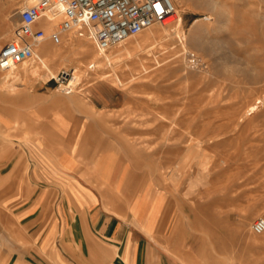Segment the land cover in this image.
I'll return each instance as SVG.
<instances>
[{"label": "rangeland", "instance_id": "374dc122", "mask_svg": "<svg viewBox=\"0 0 264 264\" xmlns=\"http://www.w3.org/2000/svg\"><path fill=\"white\" fill-rule=\"evenodd\" d=\"M33 1L0 0V46L14 34L18 9ZM173 2L180 22L172 28L181 38L171 33L154 43L146 30L131 37L144 38L143 48L130 47L127 57L120 52L124 42L112 45L107 51L120 54L112 65L97 64L95 70L86 66L89 56H80V71L88 76L74 75L82 80L71 94L40 75L0 85V114L8 118L0 116V170L14 148L22 149L23 135L30 146L28 133L48 132L43 118L49 110L40 109L35 119L28 109L29 101L38 100L32 94L45 93L41 101L54 102L72 123L67 145L77 139L63 152L62 164L74 162L76 148L83 157L78 161L90 171L101 170L106 180L115 171L120 175L115 183L99 186L114 202H130L129 209L137 219L145 218L147 227L163 201L160 230L173 262L264 264V233L251 229L255 218L264 216V0H215L216 7L202 0ZM195 21L202 31L196 32ZM70 32L62 36V53L80 42H92L97 51L93 39ZM48 33L43 41L54 47ZM190 52L198 57L197 66L187 65ZM73 64L50 66L58 72ZM256 97L258 108L239 120ZM190 135L202 142L193 157H185ZM199 157L206 159L204 171ZM88 158L94 159L85 162ZM30 161L25 157L23 163L26 181L34 166ZM24 191L27 197L33 189ZM8 194L15 197L16 190ZM4 197L0 194V246H12L27 227L17 221L14 204H2Z\"/></svg>", "mask_w": 264, "mask_h": 264}, {"label": "crops", "instance_id": "0c3cea01", "mask_svg": "<svg viewBox=\"0 0 264 264\" xmlns=\"http://www.w3.org/2000/svg\"><path fill=\"white\" fill-rule=\"evenodd\" d=\"M44 95L32 94L38 100L29 101L28 109L35 119L40 109L49 110L43 118L48 132L44 136L28 133L30 146L23 135L21 151L14 148L0 170L1 197L16 190V196L8 194L2 204H14L17 221L27 227L18 235L22 240L0 246V264H176L167 254V240L161 236L163 201L147 227L145 218L137 219L129 209L130 202L126 206L114 202L99 186L102 182L115 183L120 176L115 171L111 169L108 181L98 171H90L78 162L83 157L76 148L71 154L74 162L63 165V152H68L77 139L75 136L67 145L72 139V123L54 102L41 101ZM54 141L57 146L52 145ZM25 157L34 165L28 170L27 181ZM25 189L33 192L24 197Z\"/></svg>", "mask_w": 264, "mask_h": 264}, {"label": "built area", "instance_id": "2783aa9c", "mask_svg": "<svg viewBox=\"0 0 264 264\" xmlns=\"http://www.w3.org/2000/svg\"><path fill=\"white\" fill-rule=\"evenodd\" d=\"M174 11L173 0H35L18 9L14 34L0 46V70L33 55V47L46 36L44 27L39 25L42 20L54 24L48 33L53 44H60L62 36L72 30L78 36L93 39L97 48L107 49L129 35L161 24ZM187 60L193 66L200 64L194 52ZM71 76L70 68H61L51 78L60 86L66 85ZM71 89L60 91L68 94ZM251 229L254 233L264 232V216L256 217Z\"/></svg>", "mask_w": 264, "mask_h": 264}, {"label": "bare ground", "instance_id": "6f19581e", "mask_svg": "<svg viewBox=\"0 0 264 264\" xmlns=\"http://www.w3.org/2000/svg\"><path fill=\"white\" fill-rule=\"evenodd\" d=\"M202 2L205 5H209L210 7H216V4H217L215 2V0L214 1H212V0H202ZM25 4H27V3H25ZM176 12H177V10L175 8L174 13L172 15H170L168 18H166L160 24L161 26L157 30L154 29L155 28L154 27L155 24H153V25H151V26L143 29L142 31H140V32H138V33H136L134 35H129L128 37L124 38L121 42H124L125 45H124L122 51H120V52H124V53H126L127 57H130L132 55L130 53V47H141V48H143L141 46V43H142V41L145 40L144 38L143 39H140V40L139 39H136L135 41H133L131 39V37L132 36L135 37V35H137V34L138 35L139 34H142L143 32H146V30L150 31L151 32V36L153 38H155V42L154 43H161L160 42L161 39H165V37H168V36L170 37L171 33L177 34L181 38L180 32L179 31H175L172 28L174 26H179L180 16L178 14H176ZM41 22L44 23L43 27H44L45 30H47V31L50 32L52 29H54V26H53L54 24H47V21H43V20ZM196 22L197 21H195L193 23L194 29L196 30V32L202 31V28ZM3 27L6 30H8L9 29L8 23L7 22H4ZM86 37L89 38L88 36H86ZM158 37H159V39H158ZM44 39H46V36L42 40L39 41V43L36 45L37 47L35 46L36 48L33 47V55L28 59L29 60L28 63H26V61H27L26 60V61H23V62L18 63V64H13L8 69L1 70V71H3V73L0 75V85L8 86V85L16 82L18 79L20 80L22 78H26V77H30V76H36V75H38V76L40 75V76L43 77L42 79L47 80L48 78H51V77H53V76L56 75V72L53 71L51 69V66H50L52 62L57 61V62H60L61 64L62 63L63 64H66L67 62H71V63L74 62V64L71 65V67H70V68H73V70H72V76H71L69 82L66 85H60L58 87L59 89L61 88L62 90L71 87L72 89L68 93V94H71V93L74 92L73 91V88H75L77 85H79L80 82H81V80H82V78H78V76L75 77L74 75L76 73H78V72H81L82 73V77L83 76H88V72H86V71L85 72L80 71V59H79L80 56H83V55L89 56V61L86 64V66H87L88 69L95 70V67L97 66V64L100 67H103L104 64L105 65H107V64L112 65V62H114V58H116V55L120 54V52H118V50H117V52H114V51L113 52H108L107 51L108 48L107 49H99V48H97V51L94 52L93 51V46L91 44L92 42L91 43L90 42H80V43H77V44H75V45L72 46L73 48L71 49L70 53H62L61 50L59 49V45L60 44H55L54 47H47L46 46V43L43 41ZM93 43H94V41H93ZM154 43H151V45H153ZM184 49H186V48L183 46V50ZM185 60H186L187 65H191V63L188 62V60H187L186 57H185ZM260 101H261V99H259L258 97H256V99H254L253 102L249 103L247 105L245 111L238 116L239 117V120L242 119L243 117H245L247 114H251L252 112H254L258 108V104L257 103L260 102ZM262 104H264V103H262ZM185 141H186V148H185V150L187 152L186 155H185V157H188V156H192L193 157L195 155L194 152L200 147V144H201L202 141H201V139L198 136H195V135H190L188 138H186ZM202 158L200 159V157H199L198 162L196 161L197 164H198V166H199V170L200 171H204V169L207 167V166L205 167V162H206L205 160L206 159H202ZM78 162H80V161H78ZM91 171H92V169H91ZM98 172H101V170H98ZM198 177H200V176H198ZM114 188H117V187L115 186ZM122 197L123 196H121V198ZM3 214H4V212H3ZM201 218H204V217H201ZM199 221H201V220L199 219ZM242 224H245V223H242ZM212 228H214V227H212ZM261 233H264V232H261Z\"/></svg>", "mask_w": 264, "mask_h": 264}, {"label": "snow or ice", "instance_id": "6c2138e0", "mask_svg": "<svg viewBox=\"0 0 264 264\" xmlns=\"http://www.w3.org/2000/svg\"><path fill=\"white\" fill-rule=\"evenodd\" d=\"M157 8H159V5H157Z\"/></svg>", "mask_w": 264, "mask_h": 264}]
</instances>
